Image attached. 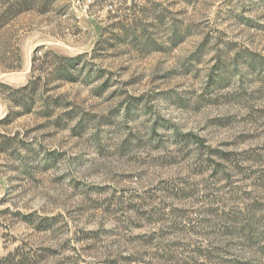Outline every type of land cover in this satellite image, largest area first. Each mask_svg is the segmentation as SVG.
Instances as JSON below:
<instances>
[{"label": "rangeland", "instance_id": "obj_1", "mask_svg": "<svg viewBox=\"0 0 264 264\" xmlns=\"http://www.w3.org/2000/svg\"><path fill=\"white\" fill-rule=\"evenodd\" d=\"M48 1L0 0V264H264V0Z\"/></svg>", "mask_w": 264, "mask_h": 264}, {"label": "trees", "instance_id": "obj_2", "mask_svg": "<svg viewBox=\"0 0 264 264\" xmlns=\"http://www.w3.org/2000/svg\"><path fill=\"white\" fill-rule=\"evenodd\" d=\"M18 4H35V3H40V2H43V4H47L46 7L50 4V1L48 0H15ZM31 9H28V10H24L25 12L26 11H29Z\"/></svg>", "mask_w": 264, "mask_h": 264}]
</instances>
